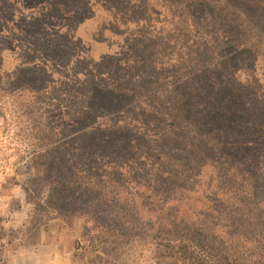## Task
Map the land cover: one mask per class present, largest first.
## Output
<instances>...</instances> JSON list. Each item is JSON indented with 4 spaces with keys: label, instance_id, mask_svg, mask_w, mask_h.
<instances>
[{
    "label": "rangeland",
    "instance_id": "374dc122",
    "mask_svg": "<svg viewBox=\"0 0 264 264\" xmlns=\"http://www.w3.org/2000/svg\"><path fill=\"white\" fill-rule=\"evenodd\" d=\"M49 1L0 0V32L12 26L13 20L19 28L16 48L4 39L6 30L5 36H0V261L4 246L12 252L20 241L28 243L46 221L62 217L70 226L80 224L73 264H236L229 257L220 262L216 247L202 241L203 225L224 233L218 235L224 247L226 235L242 246L240 256L245 259L241 264H264V149L254 150L256 144L250 145L257 153L252 175L234 174L220 181L221 174H213V169L189 150L193 133L177 118L176 110L170 111L176 104L167 98L176 87L182 88V98L186 91L194 96L191 86H200L201 74L191 69L183 77L190 61L199 55L209 51L216 64L224 65L222 46L230 43V34H219L213 9L212 13L211 9H190L187 17L184 0H129L139 1V7L122 11L108 0H70L78 3L68 9L77 12L70 16L77 15L78 21L66 26L84 38L82 46L90 48L95 61L106 56L118 60L106 59L103 68H98L91 63H70L85 57L78 45L63 60L41 52L35 36L39 25L32 26L37 29L32 35L23 32L21 19L27 20ZM212 2L225 12L229 11L224 8H232L247 27L238 44L230 43L223 70L244 86L254 83L248 88L251 101L263 112L264 0ZM137 38L162 39L164 51L148 56L140 53L139 60L133 45ZM32 51L35 53L27 57ZM43 55L54 67L53 76L68 85L55 96H69L73 114L80 115L77 121L85 118L76 132L113 120L117 108L107 94L115 91L114 85L121 79L128 80L134 91L145 85L136 122L145 130L141 135L146 140L156 137L161 141L155 152L99 153V160L87 157L81 169L73 160L59 161L61 153L50 159V148L41 149L39 140L54 122L46 120V113L38 109L40 87L30 82L27 90L15 84L17 68L37 63ZM132 62L137 66L132 70L116 69L121 63ZM216 99L221 105L231 101L225 90ZM152 108L156 118L151 115ZM88 143L89 138H81L73 151H85Z\"/></svg>",
    "mask_w": 264,
    "mask_h": 264
},
{
    "label": "trees",
    "instance_id": "16d2710c",
    "mask_svg": "<svg viewBox=\"0 0 264 264\" xmlns=\"http://www.w3.org/2000/svg\"><path fill=\"white\" fill-rule=\"evenodd\" d=\"M58 2L50 0L46 4L44 3L27 20L26 18L21 19L24 22V26H20L19 23V26L26 35H32L37 30L32 26L39 25L38 33L35 35L39 39V41L36 39V42L38 41L37 45L40 46L39 50L49 57L53 56L58 60H63L68 57L70 50L75 45H78L80 49L84 50L85 54L82 53L81 55H85V57L79 58V61L74 60L70 62L71 64L88 65L91 63L95 64L98 68H103L106 59H110L113 63H116L118 60L115 56H106L105 60L102 58L100 61H95L92 58L93 54H91L90 48L85 49L82 46L84 38L76 36L66 26L67 23L75 24L77 15H70L77 14V12H70L68 9L78 3L70 0H65L63 3ZM108 2L118 6L120 11L123 8L135 9L139 7V1L108 0ZM184 3L182 7L186 11L185 16L187 17L190 15V9L197 12L200 10L208 12V9H211V13L213 9L214 19L220 24L221 32L219 34L221 36L230 34L228 39L230 43L236 45L240 37L245 36L244 30L247 27L233 14L230 5H228L230 9L224 8L229 12H225L217 8V4L213 3L212 0H184ZM123 12L125 11L123 10ZM202 14L203 12L200 13V15ZM13 23L12 26L4 27V29L1 28L3 32H0V36H5L6 30L4 39L8 44L10 42L15 47L17 44L15 33H18L17 29L19 28H16L17 23L14 20ZM105 32H108L106 27ZM162 42V39L151 41L150 38H137L133 41L136 56L140 60V53L144 56L153 55L154 53L158 55L159 52L164 51ZM230 43H224L222 46V55H226V58H221L224 65L216 64L211 59L212 54L209 51L201 56L199 55V58L193 62L190 61L192 65L185 70L183 78L185 79L186 72L191 69L198 70L196 72L197 75L201 74L199 80L200 86H191L192 90H194V96L191 97L189 92L186 91V95L184 94L182 98V88L179 87H176L173 95L167 96L171 100V103L176 104V108L172 107L170 111L176 110L179 113L176 114L177 118L183 119L185 126L188 127V131L193 133L189 150H191V153L195 152L197 154V159H200L203 165L212 168L213 174L218 175L220 173L219 179L222 177H233L234 174L241 177H244L248 173V175H252L253 163L256 159L255 154H257L254 150L259 148L262 151L264 149V111L261 112L262 109L255 105L256 102L251 101L252 93H250L251 89H248L254 83L252 85L247 83L244 86L237 79H234V76L229 78L223 70L226 66V61L229 59L228 48ZM90 44L93 45L94 42L92 41ZM33 53L35 52L32 51V54L27 53L26 56L30 57ZM44 57L43 55L42 59L37 63L34 61L32 64L19 66L16 72L15 84L27 90L30 88V82L36 85V87H40L41 100L39 101L38 109L41 114L46 113V120L54 122V125H48L47 130L41 133L39 140L42 142L41 149L50 148V159L52 154L61 153L62 155L58 157L59 161L73 160L78 163L76 167L81 169L87 157L99 160L100 158L97 157L99 153L110 152L114 155L126 150L139 153L147 149L152 152L154 149L155 152L158 143L161 141H158L159 139L156 137H151V141L146 140V136L141 135L145 130H143L141 124L136 122L139 121L137 116L142 112L143 103L139 95L143 92L145 85L139 91L137 89L134 91L129 85L128 80L121 79L120 82L114 83L115 91L109 90L107 94L108 98L106 97L117 108V112L112 114L113 120L108 122V124L105 122V125L98 124L93 126L83 133L76 132L75 129L80 127L81 121L85 120V118H80L77 121L80 115L75 116L73 114V110L75 109L71 107L69 96L65 94H61L64 95L62 97L55 96L61 93L62 88H66L68 85L66 82L53 76V73H55L54 67ZM21 58H25V56L22 54ZM182 62L183 65L186 64L185 61ZM134 67H137L134 62L128 65L121 63L116 69L118 71H129ZM67 70L69 71L70 69L68 68ZM65 72L67 71L65 70ZM138 86H141V83H138ZM224 90L228 91L231 101L221 105L218 104L216 98L217 94ZM162 95L157 96L162 97ZM105 100L100 101L104 102ZM184 100L185 104L183 103ZM159 110L161 109L159 108L157 111ZM151 115L153 117V108ZM156 115L154 113L155 117L153 118H156ZM84 137L90 139V143L85 146L86 150L83 152L73 151L80 145V139ZM136 137H139L140 140H133ZM142 142L145 143V148H143L144 146L134 145H143ZM252 143L256 144L254 150L250 147ZM75 154H79L78 157ZM189 157L191 158V156ZM44 161H46V165H52V162L48 158H45ZM51 172L55 173L54 169ZM77 173L80 174L79 172ZM42 213L49 216L47 210H43ZM61 219L63 218L61 217ZM208 227L203 225L202 241L216 247V257L220 256L218 258L220 262L225 260L224 257H229L231 260L234 259L236 264L243 263L245 258L240 256L244 251L242 250V246L239 243V246L233 244L231 239L228 238L229 235H226L227 240H224L226 244L224 247L218 237V235L224 236V233L216 229H211L210 231ZM212 245L210 246L213 247ZM222 264L224 263L222 262Z\"/></svg>",
    "mask_w": 264,
    "mask_h": 264
},
{
    "label": "crops",
    "instance_id": "0c3cea01",
    "mask_svg": "<svg viewBox=\"0 0 264 264\" xmlns=\"http://www.w3.org/2000/svg\"><path fill=\"white\" fill-rule=\"evenodd\" d=\"M79 232V222L70 226L67 221L51 219L32 233L28 243L20 241L12 252L4 246L0 264H73Z\"/></svg>",
    "mask_w": 264,
    "mask_h": 264
}]
</instances>
